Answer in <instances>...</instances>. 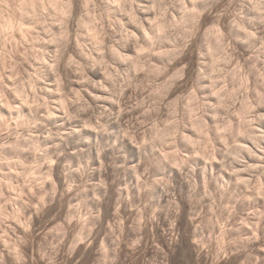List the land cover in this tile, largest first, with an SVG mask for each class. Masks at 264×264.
Here are the masks:
<instances>
[{
    "label": "clouds",
    "instance_id": "clouds-1",
    "mask_svg": "<svg viewBox=\"0 0 264 264\" xmlns=\"http://www.w3.org/2000/svg\"><path fill=\"white\" fill-rule=\"evenodd\" d=\"M0 264H264V0H0Z\"/></svg>",
    "mask_w": 264,
    "mask_h": 264
}]
</instances>
